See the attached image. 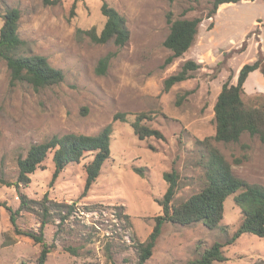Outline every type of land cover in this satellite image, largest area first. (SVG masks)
<instances>
[{"label":"rangeland","instance_id":"obj_1","mask_svg":"<svg viewBox=\"0 0 264 264\" xmlns=\"http://www.w3.org/2000/svg\"><path fill=\"white\" fill-rule=\"evenodd\" d=\"M106 1L127 20L130 38L122 47L95 43L80 31L102 30L103 0H60L54 5L0 0V28L3 15L18 10V32L27 42V53L46 56L65 75L62 82L39 89L27 82L12 84L6 62L0 61V264H37L41 251V244L17 233L11 222L9 207L20 209L21 192L35 209L44 196L75 205L63 222L51 211L45 240L54 248L45 264H137L135 245L148 239L155 217L162 214L159 200L168 187L164 173L175 169L180 175L177 203L204 185L209 158L199 140L215 135L214 104L222 85L231 74V82L237 83L242 66L255 62L260 52L264 56V0L225 5L210 18L213 0ZM198 16L203 20L194 43L167 64L172 54L164 45L169 18ZM107 54L110 65L100 75L96 68ZM189 59L200 67L165 90V79ZM251 74L243 97L260 105L264 76L259 69ZM117 112L129 113L128 121L114 120ZM140 112L151 117L146 124L159 129L163 139H139L131 122ZM110 124L111 156L86 195L85 165L92 154L66 166L54 182L50 154L27 186L6 183L17 180V159L31 144L66 133L94 135ZM211 143L231 162L235 175L264 184V144L258 136L245 132L238 142L211 138ZM16 222L23 231H39V216L32 210L20 209ZM241 222L233 196L225 201L223 229H209L202 222H166L145 264H191L215 242L226 243ZM222 249L226 260L214 264H264V237L244 233Z\"/></svg>","mask_w":264,"mask_h":264},{"label":"trees","instance_id":"obj_2","mask_svg":"<svg viewBox=\"0 0 264 264\" xmlns=\"http://www.w3.org/2000/svg\"><path fill=\"white\" fill-rule=\"evenodd\" d=\"M45 5H54L60 0H42ZM173 1V0H170ZM243 0H213L212 7L207 14L210 18L215 15L220 6L225 3H237ZM249 1V0H248ZM106 22L101 31L96 27L84 32L95 43L113 42L116 46H124L130 38V30L127 20L115 7L103 0L101 7ZM20 12L12 9L3 15V24L0 28V61H5L10 72L11 83L27 82L34 88H44L58 84L64 80L62 69L53 66L48 58L40 54H28L27 42L19 36ZM203 17L198 16L192 19L178 18L172 20L170 32L167 35L164 45L171 50L172 54L167 58L166 63H171L175 58L184 55L194 43L198 25ZM111 54L100 58L96 72L103 75L110 65ZM200 63L195 60H187L182 68L175 74L165 79V90H169L175 84L192 77V71L197 70ZM260 70L264 76V56L259 53V58L253 63H247L240 69L237 83H232L231 74L222 85L216 102L214 114L216 122L215 135L211 137L216 141L225 143L238 142L243 133L251 136H258L264 144V92L263 103L260 105L248 104L244 100L245 82L255 70ZM129 113L117 112L114 120L128 121ZM134 120L131 125L135 134L141 140L150 137L164 138V134L156 128L146 124L151 117L146 112L133 114ZM112 125L106 126L101 132L90 135L83 133H66L54 135L42 143L31 144L26 155H19L17 159L18 175L15 182L7 184L21 187L31 182V175L38 168L44 166V162L52 154V161L55 169L52 176L54 182L60 173L71 163H79L86 154H92V160L85 165L86 180L83 194H87L92 185L99 177L103 164L111 156ZM211 138L199 140L204 144L208 153L204 185L188 199L182 202H175L178 190L179 173L173 169L164 173V179L168 182L167 190L162 199L159 200L162 206V214L155 217V226L146 241H137L135 245L139 253L137 264H145L152 256L154 247L162 233L163 225L172 222L181 225H191L202 222L209 229L220 228L225 216V201L233 196L235 204L240 207L242 222L233 233L230 239L223 242H215L211 247L206 248L201 256L191 264H214L216 261H224L226 257L223 252L224 244L236 241L244 233L255 234L264 237V184L252 183L234 174L231 162L224 153L211 143ZM135 171L143 176L142 168H135ZM20 209L32 210L39 216V231H23L18 227L16 216L19 210L11 211V222L15 231L19 234L30 236L36 243L41 244V251L37 264H45L49 253L53 250L54 244L45 240V227L54 213L58 214L63 222L73 213L75 205L58 201L44 196L39 202L40 208L35 209L30 205L33 202L28 196L21 192ZM55 210V211H54ZM128 217L129 215H124Z\"/></svg>","mask_w":264,"mask_h":264},{"label":"crops","instance_id":"obj_3","mask_svg":"<svg viewBox=\"0 0 264 264\" xmlns=\"http://www.w3.org/2000/svg\"><path fill=\"white\" fill-rule=\"evenodd\" d=\"M228 4H233V3H225V4H223L221 7H220V9L222 8V7H224L225 5H228ZM254 72V71H253ZM251 74V73H250ZM252 76V74L251 75H249L248 76V78H247V80H246V82H245V86H246V88H247V86H248V81H249V78ZM260 91H264V78H262L261 79V87H260V89H259Z\"/></svg>","mask_w":264,"mask_h":264}]
</instances>
